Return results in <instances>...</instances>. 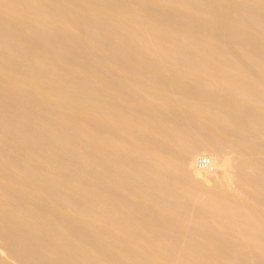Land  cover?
Returning <instances> with one entry per match:
<instances>
[{
    "label": "bare ground",
    "instance_id": "obj_1",
    "mask_svg": "<svg viewBox=\"0 0 264 264\" xmlns=\"http://www.w3.org/2000/svg\"><path fill=\"white\" fill-rule=\"evenodd\" d=\"M0 264H264V0H0Z\"/></svg>",
    "mask_w": 264,
    "mask_h": 264
},
{
    "label": "rangeland",
    "instance_id": "obj_2",
    "mask_svg": "<svg viewBox=\"0 0 264 264\" xmlns=\"http://www.w3.org/2000/svg\"><path fill=\"white\" fill-rule=\"evenodd\" d=\"M210 156H211V153L208 150H203V151L199 152L196 155L195 159H194V165H195V167L198 166V164H197L198 158L204 157V158H207L210 161ZM197 168H199V166ZM199 169H205V168H199ZM214 169H215V167L212 165V163L210 161V166L208 168H206L205 170H207V171H214Z\"/></svg>",
    "mask_w": 264,
    "mask_h": 264
},
{
    "label": "built area",
    "instance_id": "obj_3",
    "mask_svg": "<svg viewBox=\"0 0 264 264\" xmlns=\"http://www.w3.org/2000/svg\"><path fill=\"white\" fill-rule=\"evenodd\" d=\"M197 164L199 167L205 168V169L210 166L209 160L207 158H204V157L198 158Z\"/></svg>",
    "mask_w": 264,
    "mask_h": 264
}]
</instances>
